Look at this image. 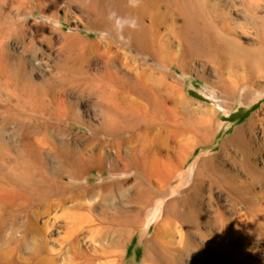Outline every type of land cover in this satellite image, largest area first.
Instances as JSON below:
<instances>
[{"label": "rangeland", "instance_id": "obj_1", "mask_svg": "<svg viewBox=\"0 0 264 264\" xmlns=\"http://www.w3.org/2000/svg\"><path fill=\"white\" fill-rule=\"evenodd\" d=\"M87 8L80 0H0L6 43L21 57L13 58L16 67L19 64L38 85L74 65L94 72L103 63H90L84 40H101L127 55L132 66L148 69L144 78L151 73L150 79L161 89L160 76L163 80L167 69L117 39L112 11L105 9L99 17L97 10ZM200 8L212 29L206 43L195 37L192 27L186 39L173 37V14L167 15L163 6L159 9L170 26L161 29L159 41L174 51L169 62L185 67L184 74L180 71L170 80L176 91L167 104L173 114L205 125L184 136L186 157L181 170L187 172L194 164V182L189 193L184 188L174 196L187 194L184 219H174L168 227L166 238L174 244L166 248L165 238L158 241L157 222L144 228L151 206L131 232L124 230L123 220L134 218L138 209L135 173L122 177L124 182L118 185L104 173L90 178L87 189L68 188L30 202L12 193L11 184L0 179V264H34L48 255H54V264H80L85 258L89 264H264V98L251 103L264 89V0H200ZM175 17L176 26L188 24L185 15ZM158 25L163 27L154 18V28ZM85 95L70 94L67 101L75 104L83 121L97 124L95 98ZM219 103L229 112L222 111ZM8 105L3 101L0 113ZM15 130L13 124H6L0 132L10 146L8 159L0 165L2 172L8 171L21 149ZM82 130L76 126L57 139L83 148L85 142L73 140ZM154 139L152 156L165 154L158 136ZM51 164L55 177L58 168ZM102 185L107 186L100 189ZM42 245L44 249L32 255Z\"/></svg>", "mask_w": 264, "mask_h": 264}, {"label": "bare ground", "instance_id": "obj_2", "mask_svg": "<svg viewBox=\"0 0 264 264\" xmlns=\"http://www.w3.org/2000/svg\"><path fill=\"white\" fill-rule=\"evenodd\" d=\"M80 1L87 9L97 10L99 17L105 9L112 11L109 14L117 23V39L136 50L135 52L142 51L167 69L163 80L160 76L162 88L154 85V78L150 79L151 73L148 79L144 78V72L148 69L139 65L132 66L126 58L127 55L118 53L112 44L107 46L101 40L88 39L84 43L88 48V55L91 56L89 61L91 63L101 60V68L92 72L90 67L77 70L74 65L65 68L54 79L50 80V77L44 84L38 85L19 64L16 67L12 61L15 57H21L14 55L8 47L6 35L3 33L5 25L0 24V106L3 101L9 103L5 111L0 113V132L4 125L13 124L21 144V149L17 150L8 171L0 170V179L11 184L12 193L30 202L43 199L54 192H67L68 188L87 189L90 178H101L104 173L110 175L111 183L117 185L124 182L122 177L135 173V201L138 209L134 218L123 220L124 230L131 232L139 216L151 206L144 228L157 222L156 233L158 241L162 243L169 237L168 227L175 224L174 219H181L185 215L182 207H186L187 194L181 198L174 196L183 193L184 188L189 193L190 183L194 182V164L187 172L181 170L186 157L184 136L198 132L205 125L202 120H190L186 116H177L176 112L173 114L167 104V99L176 91L170 80L180 71L184 74L185 67L181 62H169L174 51L170 44L159 41L161 29L170 27L165 24V15L159 9L163 6L167 15L172 12L171 27L175 28L171 33L173 37L181 36L186 39L188 28L192 27L195 37H200L206 43L210 24L204 18V11H201L200 0ZM176 15H185L188 24L186 21L183 25L176 26ZM128 18L136 20L135 28L124 24ZM154 18L163 27L158 25L154 28ZM147 19L149 24L145 23ZM22 31L20 28L17 36L19 40ZM228 58L232 59L230 56ZM70 94L77 97L86 94L95 98L94 107L100 115V121L97 124L83 121L75 104L67 101ZM262 98L264 89L256 93L251 103L256 104ZM219 107L225 113L229 112L220 103ZM76 126L83 130L73 140L85 142L83 148H77L76 145L75 148L69 141L57 139L66 132L71 134ZM219 126L221 127L220 124ZM156 135L159 143L166 149L161 156H152L151 145L157 143L154 141ZM8 147L10 148L0 135V165L8 159ZM51 161L58 168L55 177L54 168L50 169L53 166ZM174 179L176 184L172 185ZM106 186L102 185L100 189ZM166 200L168 201L164 205ZM212 200L214 201L213 197ZM162 226L166 227V231L163 229L165 236ZM28 230H31L30 227ZM28 234H31L30 231H27ZM166 240V248L175 242L173 239ZM208 248L215 255L214 247L210 245ZM41 249H44L43 245L37 247L32 255L37 256ZM53 259L54 255L43 256L34 264H54ZM80 264H89V261L85 258Z\"/></svg>", "mask_w": 264, "mask_h": 264}, {"label": "clouds", "instance_id": "obj_3", "mask_svg": "<svg viewBox=\"0 0 264 264\" xmlns=\"http://www.w3.org/2000/svg\"><path fill=\"white\" fill-rule=\"evenodd\" d=\"M124 24L129 28H135L137 22L134 18H128L124 21Z\"/></svg>", "mask_w": 264, "mask_h": 264}]
</instances>
